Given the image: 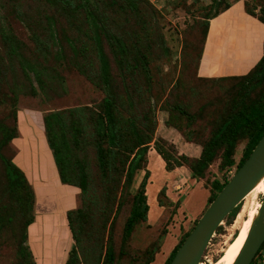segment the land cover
<instances>
[{"label":"rangeland","instance_id":"1","mask_svg":"<svg viewBox=\"0 0 264 264\" xmlns=\"http://www.w3.org/2000/svg\"><path fill=\"white\" fill-rule=\"evenodd\" d=\"M4 1L0 0V3H4ZM16 1L22 4L21 9L25 13V17L29 18L25 19L27 24L18 18L15 14L16 10L12 8ZM110 1L99 0V4L101 9L113 18L111 27L127 38V43L132 49L135 47L131 43L138 39L136 47L147 58V61L139 64L138 67L140 75L137 79L146 88L145 99L138 112H148L150 119H152V125L155 126V121L161 124L159 131L155 132L156 137L165 139L160 136L161 129L163 128V121L170 117V122L181 130V135L184 134L183 132L186 134L190 131L189 136L186 137L185 135L186 138L189 137L199 142L206 139L218 120L228 112V108L233 103L236 91L240 86L239 83H241L239 79L213 81L198 77L201 76L199 72L200 64H198L199 57L207 32L206 16L213 4V0H141L140 14L132 13L129 10L122 12L117 7H115V11L109 5ZM228 2L231 7L225 10ZM11 3L3 9L0 8V138L3 135L1 126L12 127L14 125L13 111L15 109L24 113L30 110L44 115L51 111H62L77 107L89 106L93 108L99 105L105 96L103 89L92 84L85 75L78 72L68 61L70 59L77 61L79 64L84 63L81 55H73L64 35L71 38L80 37L82 41L90 44V41L79 30L85 27L82 23L85 19L83 13L79 14L78 19L75 21L74 18L65 17L61 14V11L51 8L45 0H13ZM234 5L236 6L231 11L230 9ZM220 10V12L224 11L222 14L225 13L224 15H227L226 19L228 21L225 19L227 26L231 22V30L227 31L229 33L228 38L219 43L215 39L214 43L218 47L220 46V50H223L222 56L227 58L231 56L227 55L229 51H226V45L233 43L232 47L236 46L237 50L239 49L238 41L242 43L238 38L242 33L241 30L243 31L246 26L245 17H253V19L264 17V0H224L221 3ZM45 12L55 16V21L57 19L59 25L64 26L65 34H57L59 40L55 48L51 50L52 55L48 61L42 63L51 72L48 75V80H43L46 86L45 90L42 91L32 74L29 73L32 79L29 80L26 77L25 70L21 66L22 57L17 54H9L11 43L4 36L12 35L15 37V43L18 42L24 46L21 50L22 56L33 63L36 62L38 59L36 57V47L32 41V33L33 31L39 33V28H36L34 22H46ZM250 13H254L257 17ZM223 25L225 23H222L220 27L222 28ZM76 43L78 46V42ZM104 50L109 57L112 73L115 75L118 71V66L114 62L111 48L105 41ZM62 52L66 58L60 55ZM88 53L94 61L93 69L97 71L99 67L98 61L91 49L88 50ZM57 58L59 61H57ZM117 81L119 82L120 80L117 79ZM32 85L35 94H32ZM13 90L17 94V101L13 95ZM119 91L121 92L120 108L123 114L130 115L128 113V104L130 102L127 99V95L123 89ZM261 93H264V84L250 95V99L258 98ZM174 105L181 106L185 111V115L175 111L173 109ZM187 115H192L194 119L189 120L190 118ZM30 130L26 129L23 131L21 129L19 133H22L21 136L23 137L30 135V132L32 134L35 133L32 127ZM19 133L18 135H20ZM166 135L167 142H172L175 146V151L173 152L177 151L189 156H196L198 147H195L193 143L185 145L184 135H182L183 138L174 137L168 132ZM13 139L5 142L1 146V151L3 155L15 162L17 145ZM244 143L245 140H241L236 145L237 151L235 148L233 154L236 161L240 158ZM152 145L153 143L150 146ZM77 151L78 155L85 156L94 179L90 189L85 194L88 201L90 197L96 194L100 196L102 192H107L108 187L112 183L110 178L106 179L101 174L95 153L87 139L83 140L81 148ZM220 160L221 158L215 160L206 171V175L202 178L203 180L199 177L198 181L202 180L201 182L209 188L212 187L216 178L224 182L227 174L226 171H219L218 173L220 164L217 163H220ZM143 175L144 170H139L135 174L132 184L124 188L119 210L115 209L116 206L113 208L106 197L103 199L102 196L101 200L97 198L99 203L98 207L93 208L94 222L92 231L89 229L88 221H85L83 226L84 242L91 246L98 239H102L104 243L109 244L107 238L108 236L111 238V244L114 248V261L111 264H145L148 256L152 255L154 251L160 250L171 223L178 222L180 225L179 237H181L186 230L194 225V220L199 218L201 213L197 214L193 210L188 209L179 214L176 219L174 218L177 206L181 203L183 204L187 195L192 207H204L203 212L210 205L209 201L205 204L203 191L199 189L196 182L194 180L188 181V184L182 186L184 188L182 194L184 195L180 199V192V196L178 197L177 195L176 197L179 198L177 199L178 203L176 201L171 202L162 193L161 197L165 201V211L155 220L152 218L154 212L151 215L149 214L147 220L137 223L129 237L126 238L123 234L124 222L131 211L134 196ZM173 191L177 194L178 190ZM260 192L259 197H256L258 200H261L264 195V191L262 192L261 190ZM43 195L46 194L41 196ZM81 195L80 189L77 195L78 204L74 208L81 205ZM53 196L46 195L44 202H54ZM14 198L9 191L8 175H6L4 164L0 159V207L6 208L11 217L9 221L4 222L0 226V264H23L19 253V239L24 215L20 203L15 201ZM243 204L244 199L240 205L241 209ZM240 208L235 217L231 220H226L225 218L217 228L218 230H216L203 252L200 264H220L223 262L225 252L231 247L239 232L243 229L242 222L240 229L236 232L237 226L241 222L237 218L241 211ZM179 221H181V224ZM104 224L105 226H103ZM51 226H46V229L45 227L43 228V236L38 240L37 245L42 257L46 258V264H60V261H63L67 254L66 251L64 253V250L68 243L69 235L63 223L60 226L59 221H56V223L52 222ZM62 227L65 228H63V232H60ZM34 242L36 244V241ZM69 242L73 241L70 239ZM28 245L31 247L29 242ZM257 252L254 255V257L257 256L255 264H264V246L259 254Z\"/></svg>","mask_w":264,"mask_h":264},{"label":"trees","instance_id":"2","mask_svg":"<svg viewBox=\"0 0 264 264\" xmlns=\"http://www.w3.org/2000/svg\"><path fill=\"white\" fill-rule=\"evenodd\" d=\"M13 0H5L0 3V8H5L12 4ZM51 8L61 11L65 17L78 19L79 14H84L83 28L80 33L86 36L90 44L82 41L80 37H68L67 39L74 56L81 55L84 63L68 60L69 63L78 72L85 75L88 80L105 91V96L96 107H77L73 109L51 111L43 115V124L45 137L48 146L53 154L54 161L60 173L61 180L64 183L77 185L81 189V205L66 211L67 222L71 230L73 242L68 251L65 264H111L114 261V248L111 244V238L108 236L109 244L101 239L95 242L93 246L84 242L83 226L85 221L89 223V229L92 231L94 222V207H98V200L105 197L110 201L112 207L119 210L121 205V195L126 186L132 184L135 174L139 170H145L143 178L135 193L131 211L129 212L123 228V234L126 238L131 234L134 226L147 220L149 213V203L147 194V184L151 175L147 165V152L153 143L156 151L166 161L167 169H173L176 166L187 165L192 172L193 177L203 178L210 166L221 158L219 171H226L224 182L216 178L213 181L209 204L216 198L218 193L224 188L232 177L230 170L238 169L248 158L249 153L257 141L264 134V93L258 98L250 99V95L264 84V53L255 63V65L245 74L228 75L225 77L213 78L198 76L200 79L213 81H226L239 79L241 83L236 91L233 103L228 108L218 122L210 130L208 137L202 141L190 139L189 132L184 137L187 141L198 142L201 146L198 156H189L185 153L173 152L175 146L166 139L155 136L158 121L155 126L152 125V119L148 112L139 111L140 106L145 99L146 88L138 81L140 72L139 64L147 61L146 55L137 49L138 39L131 43L134 49L127 43V38L120 32L111 27L113 18L104 12L100 7L99 0H45ZM224 0H213V4L206 16L207 32L204 37L203 47L199 57V63L202 57L206 38L208 37L211 20L219 17L221 3ZM122 2V3H120ZM141 0H111L109 5L115 10L140 14ZM231 4L226 3L225 10L229 9ZM12 8L16 10V15L22 21H25V13L22 11V4L16 1ZM116 11V10H115ZM257 17L254 13H250ZM46 22H34L37 33L33 31L32 41L35 44L37 52V61L31 62L22 56L23 45L15 43V37L5 35L11 43L9 54H17L22 57L21 66L25 70L26 77L32 79V74L40 90H45L44 79L48 80L51 72L45 68L42 63L49 60L53 48L58 43V33H64V26H60L55 21V16L45 12ZM29 19V18H27ZM264 23V17H258ZM27 24V22L25 21ZM30 26H32L30 24ZM81 26V25H79ZM76 27H78L76 25ZM116 28V27H115ZM65 34V33H64ZM104 41L111 48L114 62L118 66V71L114 75L111 70L110 60L104 50ZM78 44L80 45H76ZM94 53L98 61V70L93 69V59H91L88 50ZM63 58L64 53H60ZM57 61L59 59L57 58ZM199 66V65H198ZM117 79L120 81L118 82ZM48 88V86H47ZM120 89H123L129 100L128 113L123 114L120 106ZM32 94H35L32 85ZM17 101V94L12 91ZM173 109L181 115H185L184 109L179 105H174ZM18 109L13 111L14 125L12 127L1 126L3 135L0 138V159L4 164L6 175H8L9 191L14 200L19 202L23 210L22 232L19 239V253L23 264H36L31 249L27 242V228L34 221V208H36L37 195L35 188L30 182L27 174L12 159L7 158L1 151V146L5 142L16 138L18 135L17 113ZM138 116V119H137ZM189 120H193L192 115H187ZM166 123L179 132V127L170 122V117ZM189 126V124H187ZM87 139L92 147L98 167L104 178H110L112 185L108 187L107 192H102L90 197L87 201V192L93 183L92 171L88 165L85 156L78 155V149L81 148L83 140ZM245 140L239 160H235L233 154L239 141ZM237 151V148H236ZM120 189V192H119ZM166 194V188L163 187L159 192V203L165 205L161 194ZM120 194V195H119ZM97 198H99L97 200ZM171 202L173 200L170 199ZM178 203V201H176ZM178 205V204H177ZM240 204L226 217L231 220L238 213ZM90 209V210H89ZM114 210V209H113ZM243 217V216H242ZM242 217H237L241 222L237 226L236 232L240 229ZM11 219L6 208L0 207V226ZM198 218L194 220V224ZM105 226V224L103 225ZM193 227V226H192ZM190 227L179 238L164 264H169L175 251L189 233ZM218 230V229H217ZM235 232V233H236ZM90 235V234H88ZM87 237V235H86ZM264 246L262 242L257 254ZM158 251V250H156ZM156 251L148 256L145 264H149L155 256ZM228 251V250H227ZM257 256L250 262L255 264Z\"/></svg>","mask_w":264,"mask_h":264},{"label":"crops","instance_id":"3","mask_svg":"<svg viewBox=\"0 0 264 264\" xmlns=\"http://www.w3.org/2000/svg\"><path fill=\"white\" fill-rule=\"evenodd\" d=\"M235 6L236 5L230 10L233 11L232 9H234ZM224 14L225 13L211 20L210 31L206 38L200 61L199 72L201 76L219 78L228 75L245 74L255 65L264 53V23L257 19H253V17H245L246 26L243 31L241 30L242 33L238 38L242 41V43L238 41L239 49L236 50V46L232 47L233 43L227 44L226 51H229L227 55L231 57L226 58L225 56L224 58L222 56L223 50H220V46L218 47L217 44L214 43L215 39L219 43L228 38L229 33L227 31L229 29L231 30V22H229L227 26L225 21H228V19H226L227 15ZM222 23H225L226 26L223 25L221 28L220 25ZM166 120L167 118L163 121L164 124L160 136L166 139V133L168 132L170 135H174V137L179 136V138H183L176 128L166 123ZM18 123V133L21 129L23 131L26 129L30 130L31 127L34 129L33 132H35L34 134L30 132L32 135L30 134L24 137L21 136L22 133H19L20 135L13 139L17 145V152L14 160L27 174L37 195L36 208H34V221L28 225L27 228V241L31 246L30 249L35 263L46 264V258H44V256L42 257L40 254L37 242L43 236L44 227L46 229V226H51L52 222L56 223V221H59L60 226L63 223L64 226H66L69 235L68 243L64 250V253L65 251L67 253L66 257L63 261H60V264H65L69 248L72 244V242L69 241L70 239L73 241L71 230L67 222L66 211L74 208L78 204L77 195L79 194L80 187L64 183L61 180L53 154L44 137L43 115L30 110L26 113L20 110L18 112ZM160 127L161 124L158 122L156 133L159 131ZM190 143H193L195 144V147H198L196 150L197 153L195 154L198 156L201 149L199 143L186 140L185 145ZM147 165L151 172L147 184L148 203L150 207L148 216L154 212L152 214L153 220H155L166 209L165 205L159 203L158 198L159 192L163 187L166 188V194L170 199L178 201L177 199L179 198H176L177 195L179 197V193L181 192L180 199L182 195H184L182 194L184 191L182 186L188 184V181L194 180L199 186V189H202L201 191H203L205 204L209 201L211 190L207 185L201 182L203 179L201 178L202 180L198 181L197 177H193L192 172L187 165L176 166L170 170L167 169L166 161H164L153 145L149 147L147 152ZM176 189L178 190L177 194L173 191ZM42 194L54 195V202H44L46 195L41 196ZM203 208L204 207H192L189 202V196L187 195L183 204L181 203L177 206L174 218L176 219L179 214H182L188 209L191 211L193 210V212L197 214L201 212V215L204 210ZM179 223L181 224V221H179ZM177 224L178 222L169 225L170 229L166 233L164 243L162 242L160 250L156 251L154 259L149 264H164L166 258L180 238V225ZM63 228L65 227H62L60 232H63ZM34 241H36V244ZM33 244L35 245L34 247Z\"/></svg>","mask_w":264,"mask_h":264},{"label":"water","instance_id":"4","mask_svg":"<svg viewBox=\"0 0 264 264\" xmlns=\"http://www.w3.org/2000/svg\"><path fill=\"white\" fill-rule=\"evenodd\" d=\"M262 179H264V134L252 148L248 158L197 219L169 264H199L217 228ZM260 201L258 212L253 217L245 240L232 264H250L264 241V195Z\"/></svg>","mask_w":264,"mask_h":264},{"label":"bare ground","instance_id":"5","mask_svg":"<svg viewBox=\"0 0 264 264\" xmlns=\"http://www.w3.org/2000/svg\"><path fill=\"white\" fill-rule=\"evenodd\" d=\"M264 191V179H262L244 198L243 207L238 215V217H242V230L239 232L236 240L232 243L231 247L225 252L223 256V262L220 264H232L235 260L244 240L247 235L249 226L253 217L256 216L258 209L261 205V201L256 199L259 197V193ZM246 214V216H244ZM202 261V260H201ZM200 261V263H201ZM199 263V264H200Z\"/></svg>","mask_w":264,"mask_h":264},{"label":"built area","instance_id":"6","mask_svg":"<svg viewBox=\"0 0 264 264\" xmlns=\"http://www.w3.org/2000/svg\"><path fill=\"white\" fill-rule=\"evenodd\" d=\"M235 171H236V169H234V168H233L232 170H230V171H229L230 175L232 176V175L234 174Z\"/></svg>","mask_w":264,"mask_h":264}]
</instances>
